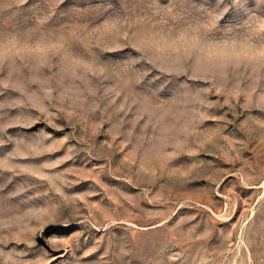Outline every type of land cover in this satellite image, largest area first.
<instances>
[{
  "label": "rangeland",
  "instance_id": "obj_1",
  "mask_svg": "<svg viewBox=\"0 0 264 264\" xmlns=\"http://www.w3.org/2000/svg\"><path fill=\"white\" fill-rule=\"evenodd\" d=\"M264 0H0V264H264Z\"/></svg>",
  "mask_w": 264,
  "mask_h": 264
},
{
  "label": "snow or ice",
  "instance_id": "obj_2",
  "mask_svg": "<svg viewBox=\"0 0 264 264\" xmlns=\"http://www.w3.org/2000/svg\"><path fill=\"white\" fill-rule=\"evenodd\" d=\"M259 57H264V52L258 53L257 54Z\"/></svg>",
  "mask_w": 264,
  "mask_h": 264
}]
</instances>
